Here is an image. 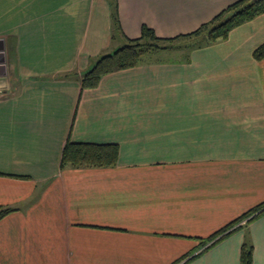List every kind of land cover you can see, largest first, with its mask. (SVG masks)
Listing matches in <instances>:
<instances>
[{"label": "crops", "instance_id": "obj_1", "mask_svg": "<svg viewBox=\"0 0 264 264\" xmlns=\"http://www.w3.org/2000/svg\"><path fill=\"white\" fill-rule=\"evenodd\" d=\"M236 1L0 0V264H241L246 240L264 264V212L204 243L264 202V13L82 86L143 24L187 34ZM68 140L118 162L62 168Z\"/></svg>", "mask_w": 264, "mask_h": 264}, {"label": "trees", "instance_id": "obj_2", "mask_svg": "<svg viewBox=\"0 0 264 264\" xmlns=\"http://www.w3.org/2000/svg\"><path fill=\"white\" fill-rule=\"evenodd\" d=\"M118 10V9H117ZM118 11H115L114 22L120 27L118 19ZM264 13V0H237L223 9L211 20L203 23L196 30L180 34L174 37H161L155 29L143 24L141 27V35L137 38H127L122 46L118 47L111 53L102 55L82 76L83 88H96L103 76L127 68H132L141 63L144 56L156 51L174 49L175 42L180 39L189 37H198V44L204 45L224 40L229 37L230 32L237 26L253 19L254 17ZM255 59H264V43L259 45L253 52ZM119 159V145L116 143H93V142H74L68 140L64 146L61 167L75 168H102L115 166ZM14 209L11 207L0 208V220ZM259 212V213H256ZM264 212V202L259 206L245 212L239 218L233 220L221 230L212 234L204 240L206 244L208 240H214L208 247L215 245L226 236L238 230L245 218L256 213L249 220L255 218L258 214ZM207 248V247H206ZM205 248V250H206ZM253 245L249 241H245L241 246V264L253 263ZM204 251V250H203ZM202 251V252H203ZM197 255L187 259L183 264H187Z\"/></svg>", "mask_w": 264, "mask_h": 264}, {"label": "rangeland", "instance_id": "obj_3", "mask_svg": "<svg viewBox=\"0 0 264 264\" xmlns=\"http://www.w3.org/2000/svg\"><path fill=\"white\" fill-rule=\"evenodd\" d=\"M199 41H198V37H194V36L190 37L188 39H180V40L175 42L176 48H174V49L177 50V51H167V52L158 51L157 53L154 52V53H150V54L145 55L143 59L146 60V59H149V58H151L152 56L155 55L156 57L159 56L158 60L159 59L165 60L166 58L171 59V60L172 59L175 60L177 58H180L181 55L182 56L184 55V54H182V51L187 50L186 49L187 47H190L191 45H193V43L198 44ZM193 46H195V45H193ZM177 52H180V53H177ZM256 213H259V212H256ZM253 216H254V214H253ZM208 246H207L206 249L209 248ZM195 255H193V256H195ZM193 256H191V257H193Z\"/></svg>", "mask_w": 264, "mask_h": 264}]
</instances>
